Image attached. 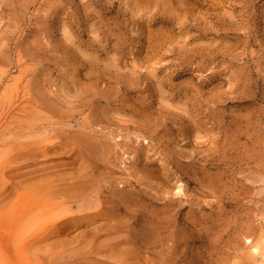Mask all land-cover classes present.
<instances>
[{
	"label": "rangeland",
	"instance_id": "obj_1",
	"mask_svg": "<svg viewBox=\"0 0 264 264\" xmlns=\"http://www.w3.org/2000/svg\"><path fill=\"white\" fill-rule=\"evenodd\" d=\"M263 263L264 0H0V264Z\"/></svg>",
	"mask_w": 264,
	"mask_h": 264
},
{
	"label": "bare ground",
	"instance_id": "obj_2",
	"mask_svg": "<svg viewBox=\"0 0 264 264\" xmlns=\"http://www.w3.org/2000/svg\"><path fill=\"white\" fill-rule=\"evenodd\" d=\"M258 251V248H255ZM264 264V263H263Z\"/></svg>",
	"mask_w": 264,
	"mask_h": 264
}]
</instances>
